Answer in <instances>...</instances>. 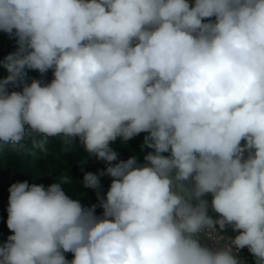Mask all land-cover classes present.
Segmentation results:
<instances>
[{
	"label": "clouds",
	"instance_id": "obj_1",
	"mask_svg": "<svg viewBox=\"0 0 264 264\" xmlns=\"http://www.w3.org/2000/svg\"><path fill=\"white\" fill-rule=\"evenodd\" d=\"M0 32L17 43L0 59V143L78 137L108 165L83 187L112 178L87 208L69 174L13 183L0 264H247L245 247L264 264V0H0ZM26 69L54 78L9 92ZM141 133L146 163L118 160L112 143Z\"/></svg>",
	"mask_w": 264,
	"mask_h": 264
},
{
	"label": "trees",
	"instance_id": "obj_2",
	"mask_svg": "<svg viewBox=\"0 0 264 264\" xmlns=\"http://www.w3.org/2000/svg\"><path fill=\"white\" fill-rule=\"evenodd\" d=\"M190 4L194 0H189ZM17 49L16 39L10 38L8 34L0 32V59H3L7 54L14 52ZM25 80L18 86L9 84L8 91H21L24 84H30L33 79L41 80L44 84L50 83L53 77V70L49 69L46 73L41 74L38 70L26 69ZM8 75V72L0 67V78H4ZM146 133L123 141L117 139L112 143L111 147L117 152L118 160H127L128 158L135 156L140 164L146 163L144 156L152 149L141 147L143 144L144 136ZM37 140L43 139V137L37 135ZM243 142V141H242ZM25 145L24 150H13L10 144L0 143V244L7 241V237L13 233L7 228V208L9 204V187L13 183H19L27 181L29 184H42L47 188L50 184L58 181V178L62 174H69L71 183L64 184L63 187L66 190V194L72 199H78L82 206L91 207L92 205L99 204L97 199V191L100 196H106V193L110 187L112 178L104 175L100 177V188L98 190L84 188L82 185L83 176L86 172L97 173L104 170L108 165L103 160H98L94 155L89 156L85 150L83 144L78 137L72 138L71 145H65L60 137H49L45 145L47 152L44 153L40 148L33 147L32 139L27 135L23 141ZM67 148V151H65ZM142 148V149H139ZM137 149L141 152H137ZM167 156L169 153H163ZM82 160H86L83 164V171H81ZM115 163V162H113ZM209 203V215H213L211 210V194H206L205 197ZM195 203V201H193ZM96 215L101 216L103 209L97 207ZM227 231L234 235H238V232L232 230L229 226ZM200 241L202 237L200 236ZM243 260L247 264H254V257L247 252L244 253ZM68 260L73 258L72 253H65Z\"/></svg>",
	"mask_w": 264,
	"mask_h": 264
},
{
	"label": "built area",
	"instance_id": "obj_3",
	"mask_svg": "<svg viewBox=\"0 0 264 264\" xmlns=\"http://www.w3.org/2000/svg\"><path fill=\"white\" fill-rule=\"evenodd\" d=\"M242 143H243V142H242ZM212 216H213V218H218L219 214L214 213ZM217 232H218L219 235H221V236H226V237H230V238H234V237L236 236V235H233V234H229V233H227V232H226V229H225L224 232H220L218 226H217ZM201 236H202V241H201V243H202L203 245H206L207 247H209V248H210L211 250H213V251H217V250H219V249L222 248V247L224 246V244L226 243V238H225V241H224V240L216 241V240H214V239H210V238H208V237L205 236L204 234H201ZM245 252L251 254V253L248 251L247 247H245L244 249L239 250V252L237 253V255L240 257V259H242V260L244 259V257H245L244 253H245Z\"/></svg>",
	"mask_w": 264,
	"mask_h": 264
},
{
	"label": "rangeland",
	"instance_id": "obj_4",
	"mask_svg": "<svg viewBox=\"0 0 264 264\" xmlns=\"http://www.w3.org/2000/svg\"><path fill=\"white\" fill-rule=\"evenodd\" d=\"M139 149H142V148H139ZM137 149V152H141V150ZM200 238V237H199Z\"/></svg>",
	"mask_w": 264,
	"mask_h": 264
}]
</instances>
